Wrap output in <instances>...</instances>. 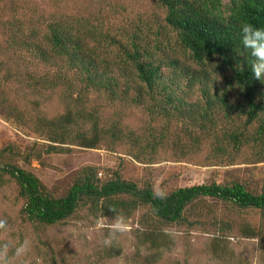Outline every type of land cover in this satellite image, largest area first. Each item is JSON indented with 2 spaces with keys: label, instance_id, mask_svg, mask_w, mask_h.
Here are the masks:
<instances>
[{
  "label": "trees",
  "instance_id": "16d2710c",
  "mask_svg": "<svg viewBox=\"0 0 264 264\" xmlns=\"http://www.w3.org/2000/svg\"><path fill=\"white\" fill-rule=\"evenodd\" d=\"M154 1L162 17L123 16L108 0H96L90 10L53 14L29 0H0V86L13 77L23 87L19 61L65 66L28 76L34 90L61 87L67 108L41 122L35 133L49 143L24 154L23 162L42 153H69L70 146L95 149L106 141L112 151L123 146V154L145 165L160 151L194 162L203 148L205 161L217 166L263 161L264 83L254 78L253 58L242 50L238 33L245 22L264 28V0ZM92 100L97 107L86 110ZM101 101L142 110L143 128L129 130L121 120L104 125ZM6 102L0 98L4 117L21 120L17 107H4ZM9 151H0V185L3 179L14 183L29 222L53 226L81 210L122 218L142 211L143 225L192 228L188 212L205 198L256 210L264 219V181L257 188L238 181L184 186L159 200L149 180L138 184L123 179L119 169L102 175L84 166L56 197L35 174L6 160ZM246 234L253 237L251 230Z\"/></svg>",
  "mask_w": 264,
  "mask_h": 264
},
{
  "label": "rangeland",
  "instance_id": "374dc122",
  "mask_svg": "<svg viewBox=\"0 0 264 264\" xmlns=\"http://www.w3.org/2000/svg\"><path fill=\"white\" fill-rule=\"evenodd\" d=\"M29 1L43 13L53 14L90 10L95 8L96 0ZM108 1L123 16L133 17L136 12L163 15L154 0ZM117 22L120 24L119 20ZM18 64H24L18 75L21 80L22 73L23 87L12 77L0 86V98L7 100L4 107H17L21 120L5 118L0 106V151L9 146L10 151L4 154L6 160L35 174L53 196L64 195L84 166H94L102 175L119 169L123 179L138 184L149 180L154 191L166 193L212 181L220 184L238 181L252 188L264 181V159L260 163L242 159L232 165L217 166L205 161L208 150L203 148L198 158L192 159L194 162L175 161L169 153L160 151L153 163L145 165L123 154V146L118 145L112 151L106 141L108 138L95 149L70 146L69 153H42L39 159L25 163L21 159L24 154L34 149L42 150L49 143L35 133L41 122L59 118L67 108L61 87L34 90L28 85V76H39L65 66L60 61L55 66L43 68L29 60ZM101 102L99 116L104 125L121 120L122 126L129 130L138 132L143 128L146 115L142 110ZM97 105V101L92 100L84 108L89 110ZM86 124L85 127L89 126V122ZM21 205L14 183L3 179L0 219H6L8 224L6 230H0V264H264V219L259 212L240 210L212 198L196 202L189 210L188 219L195 224L192 228L165 226L155 221L143 225L138 221L143 216L142 211L122 218L96 217L86 210L62 223L45 226L27 221L21 214ZM118 220L124 222L126 230L118 233L111 245L105 246L103 241ZM246 230H251L253 237H247ZM25 241L26 250L17 254Z\"/></svg>",
  "mask_w": 264,
  "mask_h": 264
},
{
  "label": "clouds",
  "instance_id": "9594fccd",
  "mask_svg": "<svg viewBox=\"0 0 264 264\" xmlns=\"http://www.w3.org/2000/svg\"><path fill=\"white\" fill-rule=\"evenodd\" d=\"M238 36L242 50L253 58L250 70L254 78L264 83V28L256 27L245 22L241 24ZM154 198L165 200L167 199V193L163 190H157L154 192ZM7 224L8 221L6 219H0V230H6ZM125 230L124 222L118 220L109 232L108 237L104 239L103 244L105 246L111 245L115 240L116 235L118 233H123ZM5 247H8L7 243L5 244ZM26 248L27 241L17 249V254L24 252Z\"/></svg>",
  "mask_w": 264,
  "mask_h": 264
}]
</instances>
